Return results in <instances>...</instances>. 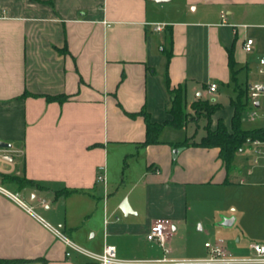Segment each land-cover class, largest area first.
Returning a JSON list of instances; mask_svg holds the SVG:
<instances>
[{
	"label": "crops",
	"instance_id": "1",
	"mask_svg": "<svg viewBox=\"0 0 264 264\" xmlns=\"http://www.w3.org/2000/svg\"><path fill=\"white\" fill-rule=\"evenodd\" d=\"M159 1L0 0V141L20 151L14 165L1 164L0 183L34 209L0 193L1 260L96 264L91 255L106 243L117 247L122 264L198 258L196 241L191 249L188 240L182 250L170 246L188 225L190 198L230 184L240 164L228 174L219 148L183 147L173 157L185 139H163L170 126L162 143L144 145L146 123L136 114L171 120L168 76L171 89L184 88L186 110L199 99L221 104L212 129L219 119L230 129L235 87L264 81V0ZM248 38L254 40L249 53ZM213 83L217 90L210 92ZM25 92L30 95L22 98ZM46 95L68 98L47 101ZM255 103L250 100L251 111L264 105ZM196 132L187 137L196 139ZM113 147L116 162L124 150L133 160L142 155L138 172L119 178L110 164ZM252 153L260 165L264 143L245 146L239 156ZM6 176L21 182L6 183ZM158 221H168L169 252L147 239ZM64 238L86 253L67 257Z\"/></svg>",
	"mask_w": 264,
	"mask_h": 264
},
{
	"label": "rangeland",
	"instance_id": "2",
	"mask_svg": "<svg viewBox=\"0 0 264 264\" xmlns=\"http://www.w3.org/2000/svg\"><path fill=\"white\" fill-rule=\"evenodd\" d=\"M231 95L233 92L227 94L225 99H230ZM251 112L255 113L253 119L250 116ZM187 113L189 114V125L182 129L166 127L162 134L163 139L183 140L192 135L195 129L197 131L196 139L205 135L206 119L200 118L192 109L187 110ZM255 127H264V105L252 111L248 108L244 114L242 128L252 129ZM113 148L112 152L110 151L112 159L110 164L119 174V178H123V172L125 177L133 170L138 172L139 167L142 166V155L133 160L130 152L124 150L126 152L116 162L114 160L116 147ZM239 155L240 153L235 156L234 166L240 164L242 171L234 170L232 172L233 178L230 184L223 187L200 189L197 194L190 195L192 197L189 202L191 211L188 216V225L184 226L181 239L170 245L172 248L178 245L182 250L186 240H188L189 249L195 241L197 242L195 255L198 258L185 259L183 260L184 264H258L259 257L253 251L252 245L264 244V154L260 165L253 163L255 158L253 153L247 154L243 158ZM129 165L131 166L128 170ZM248 168L253 169L252 176L247 175ZM240 178L244 179L243 183H240ZM253 182L256 184L254 185ZM121 189L123 190L125 187ZM230 218H236L234 225L224 226V221ZM46 225H50L51 230L55 227L49 222ZM219 239L225 242L228 256L211 261V247ZM66 250L70 255L77 254L76 250L71 247H67ZM185 255L189 256L190 254Z\"/></svg>",
	"mask_w": 264,
	"mask_h": 264
},
{
	"label": "trees",
	"instance_id": "3",
	"mask_svg": "<svg viewBox=\"0 0 264 264\" xmlns=\"http://www.w3.org/2000/svg\"><path fill=\"white\" fill-rule=\"evenodd\" d=\"M229 67L234 74L235 78V60L233 51H229ZM166 86L168 91L173 95L172 104L169 109L171 114V120L165 121L164 123L152 122L150 115L142 110L139 114L144 117L146 123V140L144 145L160 144L159 136L165 126H172L176 129H182L186 127L189 123L188 113L185 107V92L183 87L177 89H171L168 76L166 77ZM236 96L231 98L230 105L233 108V115L231 118L230 129L225 125L222 119L217 121V125L212 129V117L213 115L222 109V105L218 103H213L207 99H199L191 105V109L199 115L200 118L206 119V134L199 140H195L194 136L187 137L181 143H177L176 147H203V148H219V157L222 160L227 173L229 174L234 168L235 156L244 149L245 146L252 145L255 141L264 143V128L255 129H243L242 120L245 112L248 109L250 102V88L245 86L241 88L240 86L235 87ZM29 92H25L22 98L28 97ZM47 101H59L64 102L67 100L66 95L51 96L46 95ZM131 115V116H136ZM4 182L9 184L20 183L21 180L15 177L4 178ZM66 194H70L71 191H66ZM19 260H1L0 264H19Z\"/></svg>",
	"mask_w": 264,
	"mask_h": 264
},
{
	"label": "built area",
	"instance_id": "4",
	"mask_svg": "<svg viewBox=\"0 0 264 264\" xmlns=\"http://www.w3.org/2000/svg\"><path fill=\"white\" fill-rule=\"evenodd\" d=\"M225 12H222V18H225ZM164 25H156L154 30L161 31L163 30ZM254 40L248 38L244 43V50L249 53L253 50ZM259 64L261 66L260 73L264 76V57L260 58ZM217 90L216 84H211L209 91L215 92ZM250 100L252 105L254 106L255 102L263 101L264 102V81L262 83H257L250 88ZM255 113L252 112L251 116L254 117ZM259 143V141H256ZM20 153L19 150H11L9 148H0V170L1 164L14 165L16 161V156ZM98 180L105 182L104 174L98 175ZM0 193L16 202L19 206L24 208L30 213H33V208L29 207L19 196L18 193L8 189L6 186L0 183ZM169 233L168 221H158L154 225H152L150 232L147 235V239L150 242L158 243L165 252H169L166 247L167 244V236ZM63 238V237H62ZM64 242L68 247H71L78 252H84L81 248L76 246L72 241L67 238H64ZM253 251L259 257L257 261L258 264H264V244H254L252 245ZM211 261H216L218 258L227 257V251L225 247V242L222 239H219L214 246L211 248ZM66 256L69 257L70 253L66 252ZM95 260L96 264H122V262L118 258V250L115 245L105 244L101 253L96 255H91ZM162 263H168L169 260L167 258H162Z\"/></svg>",
	"mask_w": 264,
	"mask_h": 264
},
{
	"label": "water",
	"instance_id": "5",
	"mask_svg": "<svg viewBox=\"0 0 264 264\" xmlns=\"http://www.w3.org/2000/svg\"><path fill=\"white\" fill-rule=\"evenodd\" d=\"M157 2H160L159 0H156ZM258 103H255V106H258ZM11 144L0 141V148H10ZM183 150V147H178L173 150V157H176L181 151ZM121 210L124 212L125 215H127V211L124 207H121ZM235 221V218L226 219L223 223L224 226L230 227L233 225Z\"/></svg>",
	"mask_w": 264,
	"mask_h": 264
}]
</instances>
